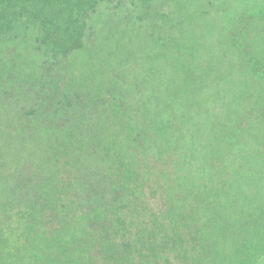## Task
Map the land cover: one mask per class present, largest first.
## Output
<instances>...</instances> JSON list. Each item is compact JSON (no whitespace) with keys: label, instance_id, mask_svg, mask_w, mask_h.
Masks as SVG:
<instances>
[{"label":"trees","instance_id":"trees-1","mask_svg":"<svg viewBox=\"0 0 264 264\" xmlns=\"http://www.w3.org/2000/svg\"><path fill=\"white\" fill-rule=\"evenodd\" d=\"M101 2L69 0L66 9L36 28L23 27V14L34 2H19L10 15L6 8L0 12V43L11 33L16 42L30 36L27 40L45 57L65 59L83 47L87 19ZM225 29L226 45L236 58L226 69L244 73L255 90L239 87L226 104L229 125L218 131L217 116L209 110L217 109L219 98L159 96L141 103L149 118L139 125L125 121L123 114L136 116L137 100H129L125 81L119 85L100 74L89 81L83 76L42 84L39 93L26 97L31 108L26 123L45 130L48 167L33 170L24 157L0 155L16 169L8 176L24 177L19 170L25 165L27 178H44V191L18 188L0 203V264H264V152L259 151L264 139V37H255L264 36V6ZM136 52L129 51L130 59ZM178 69L194 79L199 66L190 61ZM106 89H124L127 97L107 104ZM245 93L250 97H241ZM64 100L68 107L74 101L73 114L61 110ZM203 103L206 114L191 110ZM250 126L256 142L246 150L241 135ZM145 186H155L152 192L161 195L165 210L133 227L146 216L139 192Z\"/></svg>","mask_w":264,"mask_h":264},{"label":"rangeland","instance_id":"rangeland-1","mask_svg":"<svg viewBox=\"0 0 264 264\" xmlns=\"http://www.w3.org/2000/svg\"><path fill=\"white\" fill-rule=\"evenodd\" d=\"M26 1L0 0V12L6 8L8 16L19 2L25 5ZM103 1L87 19L88 32L83 47L65 59L45 57L44 50H37V44L27 40L30 36L16 42L11 33L4 39L5 44L0 43V155L10 157L13 154L15 159L24 157V162L30 164L33 170L35 167H48L42 148L45 130L39 124L29 125L25 120L31 114L29 98L35 96L33 92H40L42 84H59L68 77L82 79L86 76L89 81L100 74L106 81L117 80L119 85L125 81L129 100H137L135 107L138 109L136 116L123 114L122 118L137 122L138 125L143 118H149L148 112L141 108V103L148 104L149 100L153 101L159 96L181 100L219 98L215 106L217 109L209 110L212 116H217L216 131L221 126L229 125L231 115L226 104L234 94L237 95L239 87L244 90L253 87L255 90L252 80L243 79L244 73L239 76L238 70L226 69L236 63V58L226 45L228 32L225 26L231 21L236 22L242 15L255 16L264 6V0H151L150 5L132 0ZM32 2L33 8L23 14L26 23L24 28H36L42 24L40 21L46 20L51 14L61 13L69 4V0ZM257 35L255 37H264L259 33ZM8 39L10 41L6 43ZM131 49L137 52L130 59L128 53ZM183 55H191V63L199 66L194 79L178 69L181 63L190 65L188 58H183ZM129 68H133L134 75ZM32 72L33 76L30 77ZM201 86L206 87L201 90ZM28 95L29 98H26ZM247 96L250 97V94L241 95L243 98ZM124 97H127L124 89L118 92L111 89L103 91L107 104H111V100L119 102ZM70 102L72 106L68 107L69 102L64 100L61 110L73 114L75 103ZM46 107L47 104L43 108ZM205 109L208 110L204 103L199 106L194 104L191 108L201 114H206ZM35 113L41 115L40 110H35ZM248 113L254 116L249 110ZM205 119L208 117L205 116ZM98 125L96 129L101 127ZM252 133L250 126L241 135L243 147L248 143L246 150H250V143L256 142ZM261 144L259 151L264 152V139ZM249 156H252V150ZM235 157L234 154L231 156L232 159ZM18 162L14 160L13 164ZM13 170H16L15 167L7 159L0 158V203H6V199L18 188H23L26 193L44 191L43 176L27 178L29 167L25 165L19 170L24 177L8 176ZM154 187L145 186L139 191L145 200L147 212L144 220L135 222L133 227L148 223L153 214L159 215L165 210L161 195L152 192ZM262 190L260 194H264V187ZM127 233L125 237L129 236Z\"/></svg>","mask_w":264,"mask_h":264}]
</instances>
